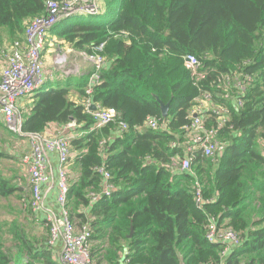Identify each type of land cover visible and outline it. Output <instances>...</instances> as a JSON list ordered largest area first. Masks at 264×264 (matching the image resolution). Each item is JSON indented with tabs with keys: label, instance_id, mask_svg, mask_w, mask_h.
<instances>
[{
	"label": "trees",
	"instance_id": "obj_1",
	"mask_svg": "<svg viewBox=\"0 0 264 264\" xmlns=\"http://www.w3.org/2000/svg\"><path fill=\"white\" fill-rule=\"evenodd\" d=\"M82 1L0 0V32L22 35L47 2L80 7ZM104 1L108 19L70 17L50 32L85 54L103 46L106 66L90 99L113 110L115 121L94 127L82 81L77 103L68 86L37 94L22 127L42 135L52 124H72L76 178L66 205L77 228L89 227L98 243L91 245L96 263L264 264V0ZM187 55L200 63L202 77L185 66ZM205 94L227 112L221 128L212 110L204 113L224 148L212 157L194 152L182 172L186 127ZM160 103L168 105L166 117ZM147 119L159 128L146 127ZM99 170L114 190L93 203L103 189ZM13 190L0 181L1 196ZM211 217L241 240L224 259V246L205 238ZM18 234L30 250L25 233ZM3 251L0 264H11Z\"/></svg>",
	"mask_w": 264,
	"mask_h": 264
},
{
	"label": "built area",
	"instance_id": "obj_2",
	"mask_svg": "<svg viewBox=\"0 0 264 264\" xmlns=\"http://www.w3.org/2000/svg\"><path fill=\"white\" fill-rule=\"evenodd\" d=\"M86 1L91 2V6L82 7ZM99 0H84L80 7H73L68 4L57 5L47 2L46 13L31 20L26 27L24 41L16 40L12 49L6 55V67L2 71L0 78V123L13 135L26 138L30 145V150L21 158L28 176L31 191V208L35 212L43 210L42 186L48 182L49 154H55L58 158V177L56 183V201L60 209V217L53 212L45 211V223L48 227L47 245L52 248L57 241L62 242L60 260L62 264H97L91 251V230L84 226L77 228L71 220L69 209L67 208L68 192L70 188L71 175L69 174V164L73 158L70 148V141L73 138L68 134L72 124L53 137L34 135L22 131L24 117L17 108V102L21 99L33 96L44 84L45 70L42 62V54L47 42V37L51 29L60 21L76 15H99ZM103 46L96 47L91 54L84 57L91 64V73L85 86V94L88 97L84 101V107L93 117L94 127L100 129L115 121L116 113L111 109H104L99 104H94L90 96L94 85L100 82L101 73L106 66L105 59L100 55ZM185 66L193 75L202 77L204 73L199 72L200 63L193 55L184 58ZM58 65L59 67H64ZM65 76L71 72L63 71ZM226 82L229 83V77ZM236 86L239 90L244 87L239 81ZM211 97L204 95L198 105L191 111V123L186 127L187 144L184 145L185 156L179 163V169L187 172L191 168L193 153L199 151L204 157H212L217 154L224 145L216 140L218 130L205 126L204 113L212 110L218 116V128L227 122L226 110H217L216 107L210 109L203 108L199 102H209ZM238 106H242L240 100ZM95 106V110L92 107ZM146 127L152 130L159 128L156 120L147 119ZM121 130L126 127L121 123ZM103 189L99 195H92V202H97L101 197L109 198L114 190L113 186L107 185L108 173H103ZM199 191L197 190V202H200ZM211 244H221L224 250L221 258L224 259L233 248L240 245V237L235 231L227 227H219L215 218L209 219V225L205 236Z\"/></svg>",
	"mask_w": 264,
	"mask_h": 264
},
{
	"label": "crops",
	"instance_id": "obj_3",
	"mask_svg": "<svg viewBox=\"0 0 264 264\" xmlns=\"http://www.w3.org/2000/svg\"><path fill=\"white\" fill-rule=\"evenodd\" d=\"M98 3L101 12L99 14H102L104 13V9H106V1L99 0ZM115 16V13L111 14L112 19ZM24 35L25 32L22 35H19L16 39L22 42L24 41ZM57 40H59V38L49 32L44 52L42 54L45 70L44 84L33 96L21 99L17 102V108L23 115L24 120L31 113L34 97L44 90L59 89L68 86L71 90L69 100L73 103L80 101L81 97L76 89L82 81H85L86 85V81H88L91 73V64L83 56L80 69H76L75 71L67 68L71 73L68 76H65L63 72L64 70L53 64V57L58 50L61 49V47L57 45ZM5 42L6 41L3 40L1 41L0 38V78L2 71L6 67V55L12 49L11 45L13 44V42H11L7 45ZM68 46L72 48L69 44ZM56 85H59L60 87L55 88L54 86ZM85 85L83 88H85ZM199 105L206 109L214 107L210 102H199ZM67 126L68 125L61 126L52 124L42 135L53 137L61 131L66 132L65 129ZM0 129L5 132V135H9L12 144L14 143L13 147L6 149L0 154L2 160L7 161V165L10 166L6 173L4 171L0 172V181H7L9 186L14 189L12 195L7 198L1 196L0 193V200H2V202H0V249H4L3 253L9 256V258H12L13 262H11V264H62L60 260L62 242L57 241L52 248L48 247V227L45 223V211L53 212L57 217H60V209L56 201L58 193L56 190L58 158L55 154L48 155L49 180L41 188L43 210L35 212L31 208L32 196L29 185V176L21 163L22 156L30 150L29 142L26 138L17 137L11 134L2 123H0ZM68 134L74 136L76 133L74 134L73 131L68 130ZM4 146L7 148L9 145L4 144ZM75 169L76 168H73L72 163L70 162L69 174L71 175V180L76 178ZM13 230L15 233H13ZM18 231L25 233L24 236H26L31 242L30 250L26 248L27 246L25 247V245H22ZM11 233L13 234L11 235ZM95 244L98 243L91 241L92 247L95 246ZM21 251L26 252L25 255L27 256V260L25 263L22 262L20 255ZM94 259L97 262V256H94Z\"/></svg>",
	"mask_w": 264,
	"mask_h": 264
},
{
	"label": "rangeland",
	"instance_id": "obj_4",
	"mask_svg": "<svg viewBox=\"0 0 264 264\" xmlns=\"http://www.w3.org/2000/svg\"><path fill=\"white\" fill-rule=\"evenodd\" d=\"M90 4H91L90 1H86L85 5L82 7L86 8L87 6H91ZM79 16H81V17L72 18L70 20L96 19V18H103L106 20V19H108L109 14L108 13H102L99 15H79ZM0 38H1V41L2 40L6 41L5 44H7V45H9L14 40H17L16 39L17 37L16 38L8 37L7 33L4 30H2L0 32ZM57 41H58L57 45H59L61 47V49H59L58 52L56 53V55L53 57L54 66L65 64L64 67H61V69L66 70L68 68L70 70H75V71H76V69L79 70L80 66L82 65L81 62H82V59H83V56L85 55V53L83 51H77V50H74L73 48H70L68 46L67 42L63 41L62 39H59ZM42 62H43V60H42ZM62 86H65V85H62ZM54 87L58 88L60 86L56 85ZM4 144H8L9 146L6 148V146H4ZM13 145H14V143L12 144V141L10 140L9 135H7V134L5 135V132L0 129V154L2 152H4L6 149L13 147ZM7 164H8V162L3 161L2 158L0 157V172H2V171H4L5 173L7 172V169L10 168V166ZM0 202H2V200H0ZM22 252L23 251L20 252L21 259H22V262L25 263L27 260V256L25 255L26 252H23V253Z\"/></svg>",
	"mask_w": 264,
	"mask_h": 264
},
{
	"label": "water",
	"instance_id": "obj_5",
	"mask_svg": "<svg viewBox=\"0 0 264 264\" xmlns=\"http://www.w3.org/2000/svg\"><path fill=\"white\" fill-rule=\"evenodd\" d=\"M160 107H161L162 115L164 117H166L167 116V111H168V105H164V104L160 103ZM92 110H95V106L92 107ZM131 233H132V231H131Z\"/></svg>",
	"mask_w": 264,
	"mask_h": 264
}]
</instances>
